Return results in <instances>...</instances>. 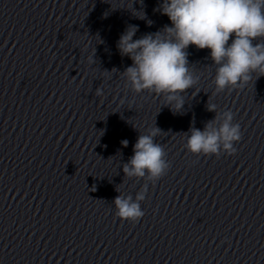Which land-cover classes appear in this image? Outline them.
<instances>
[{
    "label": "clouds",
    "instance_id": "9594fccd",
    "mask_svg": "<svg viewBox=\"0 0 264 264\" xmlns=\"http://www.w3.org/2000/svg\"><path fill=\"white\" fill-rule=\"evenodd\" d=\"M158 10L169 18L171 26L133 39L139 29L130 24L117 41L120 55L132 61L121 75L135 93L147 90L161 95L174 113L182 112L185 92L199 81L190 70V45L210 50L216 66V93L243 87L253 74L264 76V0H162ZM137 18L145 19V14ZM95 94L102 95V89L97 88ZM216 108L207 104L208 111L217 112ZM233 119L230 110L217 112L203 130L191 127L185 148L194 155L233 154V144L242 136ZM160 132L155 126L139 134L133 155L123 164L127 178L147 177L155 184L166 175L170 162L164 148L154 142ZM121 143L128 145L127 140ZM144 199L143 192L137 193L135 200L131 195H117L115 215L121 221H139L144 216L140 206Z\"/></svg>",
    "mask_w": 264,
    "mask_h": 264
}]
</instances>
